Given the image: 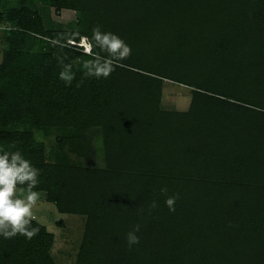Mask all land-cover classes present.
Wrapping results in <instances>:
<instances>
[{"label": "trees", "instance_id": "trees-1", "mask_svg": "<svg viewBox=\"0 0 264 264\" xmlns=\"http://www.w3.org/2000/svg\"><path fill=\"white\" fill-rule=\"evenodd\" d=\"M194 17L209 35L191 53L189 22L161 24ZM97 25L131 48L99 79L78 45ZM0 28V151H21L34 191L83 217L73 264H264V0H0ZM164 81L189 88L187 110L161 107ZM54 133L63 162L46 159ZM32 227L0 236V264H58L53 232Z\"/></svg>", "mask_w": 264, "mask_h": 264}, {"label": "clouds", "instance_id": "clouds-1", "mask_svg": "<svg viewBox=\"0 0 264 264\" xmlns=\"http://www.w3.org/2000/svg\"><path fill=\"white\" fill-rule=\"evenodd\" d=\"M78 45L84 47L81 41ZM87 48L84 51H90L92 58L84 63V75L97 79L107 78L120 61L131 55L130 46L122 38L111 32H102L99 25L92 29ZM96 48L100 52H95ZM59 77L66 85L71 84L74 74L70 64L62 63ZM39 176L40 169L33 166L21 151H0V236L5 239L20 235L31 240L39 233L38 227H32L33 208L40 198L39 192L34 191L39 184ZM160 191L166 195L165 205L169 212H174L178 195L167 196L166 187H162ZM157 206L156 201H152L149 211ZM140 227L139 224L133 225L132 230L127 233L129 247L139 243L136 233L140 231Z\"/></svg>", "mask_w": 264, "mask_h": 264}, {"label": "rangeland", "instance_id": "rangeland-1", "mask_svg": "<svg viewBox=\"0 0 264 264\" xmlns=\"http://www.w3.org/2000/svg\"><path fill=\"white\" fill-rule=\"evenodd\" d=\"M60 19L72 20L75 17V13L64 12L61 14ZM186 22L190 23L191 29L184 32V34L188 37L189 45H191L192 50L191 53L199 52L200 45L203 50V39L208 37V31H201L198 27V17L191 18L186 20L185 18L180 22L176 20V22H170V24L162 23L161 26L163 28L175 32V29L180 24H186ZM2 28H0V31ZM81 43L84 45L82 47L83 50H88L87 38L81 39ZM2 42H1V33H0V52L2 50ZM254 71L253 69H250ZM252 79H254L253 75H250ZM190 103V90L189 88L178 85L169 81H164L161 95V107L166 110H175V111H185L187 110ZM40 135V134H39ZM56 134H52L49 137H43V141L45 142V154L46 159L48 161L53 162H63L62 160L63 153L60 151L56 144ZM42 138L41 135L38 136ZM96 154L102 158L103 156V147L100 141L96 142L95 147ZM64 158L68 159V162H77L78 159L73 154L67 153ZM39 201L36 206L33 208V219L44 224L47 229L53 232L55 236L54 245L52 248V255L55 258L58 264H73L75 256L77 254L78 248L80 246L82 234H83V225L84 220L80 215H67L59 213L55 206L52 203L46 201L45 192H40ZM57 221H62L63 225L57 224Z\"/></svg>", "mask_w": 264, "mask_h": 264}]
</instances>
